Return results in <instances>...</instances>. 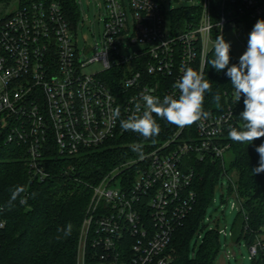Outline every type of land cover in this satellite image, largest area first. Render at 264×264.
I'll list each match as a JSON object with an SVG mask.
<instances>
[{
  "label": "built area",
  "instance_id": "built-area-1",
  "mask_svg": "<svg viewBox=\"0 0 264 264\" xmlns=\"http://www.w3.org/2000/svg\"><path fill=\"white\" fill-rule=\"evenodd\" d=\"M201 1L197 22L186 19L179 28L176 17L166 33L160 0H105L100 41L81 54L59 0H21L16 11L0 16V150L19 149L32 181L77 177V158L134 133L121 129L120 120L143 105L145 87L161 99L178 97L174 83L185 67L204 75L217 35L232 30L239 38L247 21L264 17V0ZM126 46L142 48L125 54ZM93 64L102 69L85 72ZM236 125L228 107L202 125L178 127L143 158L121 163L91 185L77 264H172L174 237L197 202L192 161L210 157L225 165L224 134ZM223 178L233 185L225 169ZM231 196L232 208L241 211L237 192ZM5 227L0 215V235ZM263 247L257 239L249 259Z\"/></svg>",
  "mask_w": 264,
  "mask_h": 264
},
{
  "label": "trees",
  "instance_id": "trees-1",
  "mask_svg": "<svg viewBox=\"0 0 264 264\" xmlns=\"http://www.w3.org/2000/svg\"><path fill=\"white\" fill-rule=\"evenodd\" d=\"M59 1L68 21L71 25L76 24L80 20L76 0ZM199 14L198 9L177 12L179 28H183L186 19L197 22ZM257 20L247 21L248 30L253 28ZM213 57L212 51L208 61ZM231 63H238L232 52ZM204 78L212 83V92L205 94L204 110L210 114H219L231 107L237 121L235 127L239 128L243 123L239 116L244 109L243 96L236 103L230 78L224 72L217 73L210 63H207ZM216 93L221 96L219 108L213 102ZM155 119L161 128L158 136L144 139L139 134L129 133L88 151L75 160L78 176L73 178L56 176L43 183L32 181L19 149L5 147L0 150V208H4L15 186L24 187L25 193L22 195L27 196V204H20L18 198L12 210L4 208L0 211L6 221V227L0 235V264H77L81 225L92 197L90 186L98 184L121 163L138 157L131 150V145L142 144L144 154L166 141L178 128L159 117ZM189 130L184 131L181 138L185 139ZM224 142L230 145L228 153L232 155L228 167L210 157L203 162L192 161L197 173L194 182L197 202L184 226L174 237L176 258L172 264H215L222 254L218 228L208 229L204 220L206 210L221 184L224 169L233 182L229 187L230 195L236 191L242 204L232 232L234 244L246 241L250 247L264 234V173L253 174L251 171L259 166V154L255 148L264 143V137L247 145L233 142L226 132ZM32 193H35L34 198ZM69 223L72 225L71 235L65 236L58 229L66 228ZM194 238L197 241L192 248ZM252 262L264 264V247Z\"/></svg>",
  "mask_w": 264,
  "mask_h": 264
},
{
  "label": "clouds",
  "instance_id": "clouds-1",
  "mask_svg": "<svg viewBox=\"0 0 264 264\" xmlns=\"http://www.w3.org/2000/svg\"><path fill=\"white\" fill-rule=\"evenodd\" d=\"M212 50L214 57L207 63H210L217 73L224 72L230 78L236 103H239L243 96L244 109L239 115L243 123L239 128H230L228 137L233 142L251 145L255 140L264 137V19H258L254 24L248 36L247 48L237 64L231 63V43L227 42L222 34L216 36ZM173 87L179 90V96L165 95L163 99L152 95V89L145 87L139 98L143 105L136 103L133 114L120 120L121 129L137 133L144 139H151L161 131L154 117L166 120L179 128L197 123L202 125L203 121L210 117V113L203 108L205 94L212 92L210 80L204 78L202 70L185 67ZM220 100V94L216 93L213 102L217 108L220 107ZM119 116L120 109L117 107L112 112V118L115 120ZM130 147L143 158L142 144L136 143ZM255 151L259 154V166L251 171L253 174L264 173V143L256 147ZM24 193V187L15 186L4 208L12 210L18 198L20 204H27V196L22 195ZM32 197H35V193H32ZM4 208H0V211ZM71 229L72 225L69 223L66 228H60L58 231L69 236Z\"/></svg>",
  "mask_w": 264,
  "mask_h": 264
},
{
  "label": "rangeland",
  "instance_id": "rangeland-1",
  "mask_svg": "<svg viewBox=\"0 0 264 264\" xmlns=\"http://www.w3.org/2000/svg\"><path fill=\"white\" fill-rule=\"evenodd\" d=\"M21 0H0V16L4 17L10 12L18 9ZM166 8V23L168 25L166 33L171 32V26L176 18L177 12L180 10H200L203 3L201 0H160ZM78 5L80 20L76 24H72V37L77 44L80 53L94 48L96 43L100 41V37L104 30L102 18L106 14L105 0H76ZM252 30V29H251ZM251 30H246L239 38L236 37L234 31L228 30L224 39L231 43V52L235 59L239 62V57L247 48L248 36ZM142 46H126L123 52L128 54L132 51L141 49ZM125 49V48H124ZM88 57L93 56V52H89ZM102 69L100 64H93L88 67L85 72L96 73ZM232 161V155H225V165L227 167ZM230 182L227 178H222L221 184L216 189L214 198L206 210L205 224L208 229H216L226 231L227 236L221 234L222 254L215 264H253L249 259L250 248L246 241L234 244L232 232L236 219L239 216L238 208H232V204L236 201L229 192ZM204 234V233H203ZM197 239L191 242L192 248L195 247ZM200 243V241H199ZM198 243V244H199ZM175 252V248L172 246ZM225 251L230 254L227 259L224 256ZM176 258V253L174 254ZM89 263V261H88ZM80 264H83L81 259Z\"/></svg>",
  "mask_w": 264,
  "mask_h": 264
},
{
  "label": "crops",
  "instance_id": "crops-1",
  "mask_svg": "<svg viewBox=\"0 0 264 264\" xmlns=\"http://www.w3.org/2000/svg\"><path fill=\"white\" fill-rule=\"evenodd\" d=\"M261 239L264 241V234L261 236Z\"/></svg>",
  "mask_w": 264,
  "mask_h": 264
}]
</instances>
